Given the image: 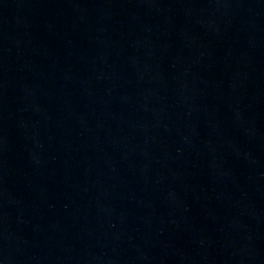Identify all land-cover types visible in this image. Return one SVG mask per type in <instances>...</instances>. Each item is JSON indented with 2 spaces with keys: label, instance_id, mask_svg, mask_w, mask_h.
I'll list each match as a JSON object with an SVG mask.
<instances>
[{
  "label": "water",
  "instance_id": "water-1",
  "mask_svg": "<svg viewBox=\"0 0 264 264\" xmlns=\"http://www.w3.org/2000/svg\"><path fill=\"white\" fill-rule=\"evenodd\" d=\"M0 264H264V0H0Z\"/></svg>",
  "mask_w": 264,
  "mask_h": 264
}]
</instances>
